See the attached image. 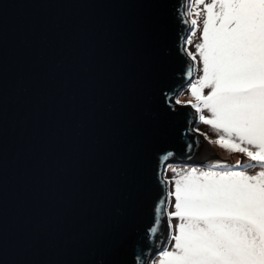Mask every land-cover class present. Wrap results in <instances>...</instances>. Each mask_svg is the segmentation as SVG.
Masks as SVG:
<instances>
[{
    "label": "water",
    "instance_id": "obj_1",
    "mask_svg": "<svg viewBox=\"0 0 264 264\" xmlns=\"http://www.w3.org/2000/svg\"><path fill=\"white\" fill-rule=\"evenodd\" d=\"M185 2L0 0V264L168 245L164 171L206 149L174 100L195 78Z\"/></svg>",
    "mask_w": 264,
    "mask_h": 264
},
{
    "label": "snow or ice",
    "instance_id": "obj_2",
    "mask_svg": "<svg viewBox=\"0 0 264 264\" xmlns=\"http://www.w3.org/2000/svg\"><path fill=\"white\" fill-rule=\"evenodd\" d=\"M203 10V77L190 85L191 107L211 113L200 120L221 133L213 143L264 168V0H212ZM216 169L225 165L176 172L175 211L167 215L178 233L169 225L174 245L159 250L158 264H264V171Z\"/></svg>",
    "mask_w": 264,
    "mask_h": 264
},
{
    "label": "rangeland",
    "instance_id": "obj_3",
    "mask_svg": "<svg viewBox=\"0 0 264 264\" xmlns=\"http://www.w3.org/2000/svg\"><path fill=\"white\" fill-rule=\"evenodd\" d=\"M212 0H204V4H201L199 6V15L194 16L193 13L197 11L195 8L196 0H186V6H185V15L189 19V22L193 18L197 20L196 25L191 24V29L189 32V35L186 39V45H185V51L186 53L193 59V56L195 57L194 64H195V78L194 80L186 86L184 89H182L177 96L174 98V100H179V105H191L192 103H195V99L191 95L190 85L194 83L196 80L201 79L203 77V61L202 58L199 55L197 46L203 42V25L204 20L206 18V12L203 10L205 8V5L210 4ZM190 41V43H189ZM209 89L205 88L203 90L204 94H209ZM203 115L205 119H211V113L207 112L205 109L203 112L199 113L198 123L194 125V130L203 135L205 137V151L200 154L198 161H190V162H171L168 163L166 166V169L164 171V177L168 183V200L169 205L167 208V213L174 212V196L170 195V193L174 192L175 189V180L179 177L176 175V172H186L190 170L191 167H196L197 169L202 166H211V168L215 167L217 164H223L228 166L229 160H236L240 165L244 164L246 165V168L244 169L245 173L247 175H258L261 171H264V168L260 167L259 165H256L255 162L250 161L246 156H244L241 153L236 152H230L225 148H221L219 144L213 143V141L219 140V137L221 133L213 128L211 125L203 123L202 120H200V116ZM241 167V166H240ZM236 169H240L239 166H235ZM226 170H228L227 167H225ZM209 170V169H208ZM221 169L220 171H222ZM198 171H200L198 169ZM169 217V224L171 225V230L178 233L177 224L178 220L175 217ZM170 230V229H169ZM169 242L167 247L170 249L174 245V241H171L170 234L168 235ZM171 241V242H170ZM157 255L152 260V264H158Z\"/></svg>",
    "mask_w": 264,
    "mask_h": 264
},
{
    "label": "trees",
    "instance_id": "obj_4",
    "mask_svg": "<svg viewBox=\"0 0 264 264\" xmlns=\"http://www.w3.org/2000/svg\"><path fill=\"white\" fill-rule=\"evenodd\" d=\"M206 111H207V109H205ZM208 112V111H207ZM235 166H239V168L240 169H237V170H244L245 168H246V165H244V164H242V165H240L239 163H238V161H236V160H229V165L228 166H226L225 165V167H227L228 168V170L229 169H234L235 168ZM241 166V167H240ZM215 167H213V168H211V166L209 167V166H202V167H199L198 169L200 170V171H207L208 169H214ZM216 170H221V169H216ZM223 170H226V169H223ZM156 259H158V256H157V258Z\"/></svg>",
    "mask_w": 264,
    "mask_h": 264
}]
</instances>
